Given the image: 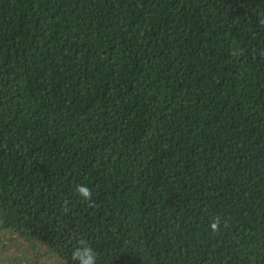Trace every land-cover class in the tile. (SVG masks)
<instances>
[{"label": "trees", "instance_id": "trees-1", "mask_svg": "<svg viewBox=\"0 0 264 264\" xmlns=\"http://www.w3.org/2000/svg\"><path fill=\"white\" fill-rule=\"evenodd\" d=\"M80 239L264 264V0H0V264Z\"/></svg>", "mask_w": 264, "mask_h": 264}, {"label": "clouds", "instance_id": "clouds-1", "mask_svg": "<svg viewBox=\"0 0 264 264\" xmlns=\"http://www.w3.org/2000/svg\"><path fill=\"white\" fill-rule=\"evenodd\" d=\"M75 192L78 197L86 202L92 201V189L87 184L75 185ZM220 226V218H213L210 228L212 231H218ZM73 264H96L97 254L94 249L84 239L77 241V246L73 249L71 254Z\"/></svg>", "mask_w": 264, "mask_h": 264}]
</instances>
